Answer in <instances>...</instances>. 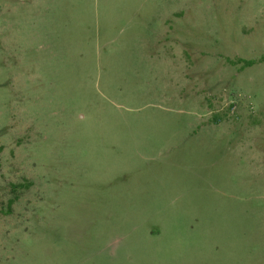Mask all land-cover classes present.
<instances>
[{
	"label": "rangeland",
	"instance_id": "1",
	"mask_svg": "<svg viewBox=\"0 0 264 264\" xmlns=\"http://www.w3.org/2000/svg\"><path fill=\"white\" fill-rule=\"evenodd\" d=\"M0 264H264V0H0Z\"/></svg>",
	"mask_w": 264,
	"mask_h": 264
},
{
	"label": "trees",
	"instance_id": "2",
	"mask_svg": "<svg viewBox=\"0 0 264 264\" xmlns=\"http://www.w3.org/2000/svg\"><path fill=\"white\" fill-rule=\"evenodd\" d=\"M245 64H246V65H250V64H252V63H251V62H245Z\"/></svg>",
	"mask_w": 264,
	"mask_h": 264
}]
</instances>
